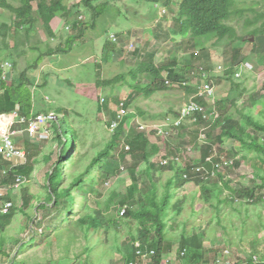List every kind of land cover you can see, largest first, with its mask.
Masks as SVG:
<instances>
[{"label": "rangeland", "instance_id": "374dc122", "mask_svg": "<svg viewBox=\"0 0 264 264\" xmlns=\"http://www.w3.org/2000/svg\"><path fill=\"white\" fill-rule=\"evenodd\" d=\"M7 1L14 6H18L20 2V0ZM178 1L172 0V10H166L163 17L166 20L160 16L159 10L152 3L139 0H101L98 3H106L104 6L106 8L92 27L90 14L83 8L82 0H70L66 2V5L74 10L71 11L73 14L62 17L58 15L55 18L52 26L55 37H48L41 23L38 22L34 31L28 36L22 30L19 32V38L15 36L16 42L17 40L24 42L17 49L12 48L14 44L13 37L11 38L13 21L9 13L0 9V20L5 21V27H8L6 29L0 26V42L7 33L9 37L6 42L9 51L13 53L12 58L16 62L15 67L12 66L9 70H4L6 84L10 85V74L12 79H16L21 72L27 70L28 80L32 84L28 90L33 94V98L38 101L45 99V102L53 108H64L66 120L80 134L79 153L78 151L73 152V161L77 162V166L71 168L67 166V162H61L63 168H67L66 171L69 176L70 173L74 175V173L86 171L94 152L101 151L104 144L110 141L112 133L108 131L105 122L113 121L111 112L114 114L119 112V103L127 99L133 92L130 86L139 84L144 87L148 84V81L143 77H138V80L133 82L129 75L131 69L142 61V55L145 53L154 52V63L157 65L170 62V58L174 57L180 70L190 63H192L193 68H202L209 74L214 84L216 102L221 99L225 100L228 95H235V92L233 93L231 90V83L223 75V72L234 64L238 76H235L233 81L240 86L241 91L245 89V92L237 97L236 109L245 114L251 111L250 114L254 118L264 121V76L259 74V69L261 70L262 67L260 65L264 62V52L261 57L256 56L251 52L252 44L246 43L248 39L252 38L250 35L252 30H264V0L237 1L238 9L245 10V13L236 15L229 21V25L235 29L237 36L243 38L244 41L236 40L231 43L226 40L215 47L209 43L206 45L208 50L205 53L207 55L202 57L203 53L199 51L201 55L197 59L195 55L191 56L197 54L198 50H192L186 46L184 40L172 33V19H174ZM32 5L35 6V3ZM97 5V3L94 4L98 7ZM157 6L161 10L163 9L160 3ZM249 8H253L256 12L254 13L251 9L248 10ZM257 14H261L262 17L259 19L256 17L253 24L249 25L250 20ZM73 22L80 24L77 29L71 27ZM108 33L109 35L115 34L117 38L119 37V41L118 44H114V47L105 50V44L109 40ZM26 38H29L27 42ZM109 42L111 41L109 40ZM57 48H62V52L51 56H39L43 52L45 54L48 49L55 50ZM134 48H136V54L138 53L136 57L134 56L135 53H132ZM235 48L245 57L244 62L237 61L231 64L232 50ZM7 58L8 52L0 45L1 62L7 61L12 65L10 58ZM244 64H250L253 71H241L240 67ZM188 69L190 68L185 69V73L183 72L185 75L189 73ZM254 69L255 72L257 70L256 73H254ZM219 71L221 72L216 73ZM116 76H123L124 81L113 86L99 87L96 84L97 80L103 82ZM196 83L199 81L190 80L189 87L197 88ZM165 89V91L156 92L150 97L137 93L136 98L126 110V118H128L126 119L125 130H128L130 125L132 127L138 124L150 126L159 124L166 116L172 118L179 111V108L192 97L174 85L172 88ZM102 99L106 100L107 109L100 106L99 102ZM98 107L100 110H97ZM237 110L232 109L230 114L238 118ZM42 118V122L32 121L27 126L22 124L24 122L17 123L15 120L12 128L15 132L13 136L16 138V147L24 153L25 142L40 146L45 153L53 151L55 153L59 149L61 150L62 144L56 146L55 130L52 128V124L48 123L44 117ZM61 119L62 115L55 119L57 125ZM186 127L189 128L190 124H186ZM179 132L171 134L165 139L156 138L153 134H149L152 141H155L160 147V155L155 157L152 162H158L163 156L168 157H163V160L174 157L180 148L186 146L190 147L192 152L190 156H187L188 159L182 160L183 164L194 166L195 162L200 160L201 148L197 141L198 134L195 141L190 143L188 133L185 131L184 138L178 139ZM260 135H257L256 138L258 139ZM207 138L210 141L209 136ZM182 140L184 141L181 142ZM184 142L187 144L181 145ZM233 147L234 149L237 148L233 141H226L221 145V149L225 151H229ZM216 152L218 151L216 150ZM245 154V152H241V155L245 156ZM210 157L209 155L208 158ZM250 157L251 155L247 154L246 161L241 164L236 163L229 172L224 171L225 179L230 182L232 189H238L240 186H248L252 183ZM18 162L20 163V160ZM129 162V159L124 163H119L116 159L108 161V164L115 168L118 173L107 183H103L97 188L96 191L102 195V198L98 200L97 204L92 203L90 205L91 210L98 206L105 210L103 215L101 214L104 218L113 215L116 216V221L121 220L118 217H120V212L126 208V203H124L126 192L133 182L127 173ZM51 163H53V158L48 165H41V169L34 172L30 181H24L19 188L16 187L18 189L9 192L12 205L16 208L17 213L6 231L0 235V241L6 243L4 250L10 254L8 261H2L0 256V264H10L13 258L16 264H127L126 255L130 253V248L128 244L125 247L123 244L127 243L129 235L135 232L132 226L123 221L116 231L118 237L112 231L106 232L103 231L105 228H101L98 232H91L89 241L86 242L83 238V232H77V239H74L66 249L67 233H65L59 241L53 236L40 246L32 249L26 247L24 251L18 253V246L13 243L14 241L27 242L32 231L43 229L49 222H53L57 218V209L49 202H47V211L43 212L36 208L40 204L46 203L44 174L49 170ZM168 175L172 174L166 172L164 178L166 179ZM146 179L145 176L140 178L139 188L148 182ZM89 181L93 182V175L89 177ZM67 182L69 181L67 180ZM22 189L27 190L29 198L32 197L27 207L23 206ZM197 190L195 185L187 186L178 191V195L188 197L194 192L197 193ZM87 192V188H84L77 193L80 198H85ZM187 193L189 195H186ZM122 199L123 201H121ZM106 205H108V210ZM239 208L237 204L223 207L220 219H218L214 209L200 202L194 203L189 198V201L184 205L182 214L168 224L169 228L165 235L166 247L161 257L164 260H169L168 264H218L216 260H219L221 264L225 262L241 263V260L246 257L244 254H249L251 250L247 243L248 240L245 243L239 242L242 217L235 211ZM257 215L261 216L262 226L260 227H258L259 218ZM218 220L223 221L219 224ZM63 226L65 225L63 224ZM246 226L250 232L258 228L257 233H249V239L255 238L264 243L263 207L250 213ZM185 234L189 237L203 235L204 241H201L200 249H195L190 245L181 249L180 243ZM86 246L89 248L88 251ZM182 253L184 256L181 255ZM160 263L164 264L162 260Z\"/></svg>", "mask_w": 264, "mask_h": 264}, {"label": "trees", "instance_id": "16d2710c", "mask_svg": "<svg viewBox=\"0 0 264 264\" xmlns=\"http://www.w3.org/2000/svg\"><path fill=\"white\" fill-rule=\"evenodd\" d=\"M67 1L70 0H20L19 5L14 6L7 0H0V9L9 13L13 21L11 38L13 37L14 44L12 48L17 49L20 45L24 44L21 40H17L16 42L15 36L19 38V32L21 30L28 36L34 31L35 25H37L38 22L41 23L48 37H55L54 29L50 26L52 21L58 15L62 17L65 15L72 16L73 14L71 12L73 9L68 8L66 5ZM99 1L101 0H82L81 2L83 8L90 14L92 27L106 8L104 7L106 3L99 4ZM139 1L152 3L153 5H158L160 3L165 13L166 10H172L173 8L171 6L172 0ZM237 1L238 0L178 1L174 19H172V33L184 40L186 46L192 50H198L197 54H192L191 57L195 55L196 59L199 58V55H201L200 52L203 53L202 57L206 56L207 54L205 51L208 50L206 45L209 43H212L211 45L215 47L217 44L226 40L231 43L236 40L244 41L243 38L237 36L235 29L229 25V21L236 15L245 13V10L238 9ZM33 3H35V6L32 5ZM95 3L98 4V7L94 6ZM250 9L254 13L256 12L253 8H249L248 10ZM165 13L160 16L163 18ZM256 17L259 19L262 15H255L250 20L251 23L249 22L248 24H253ZM78 25H80L78 22H73L71 27L77 29ZM3 27L8 29V27L4 25ZM159 31L161 32V30ZM250 33L252 38L248 39L246 43H251V52L261 57L264 52V30L255 29ZM8 37L6 33L0 45L8 52L7 59L10 58L9 60L12 61L11 67H15L16 62L12 58L13 53L9 51L6 42ZM28 39L29 38H26V42ZM112 47H114V44L108 40L105 44V50L106 48ZM62 50V48H57L55 50L48 49L45 54H43V52L39 56L44 57L45 55L51 56L59 54ZM132 53H135V57L138 55V53L136 54V48H134ZM232 54L231 64L237 61L241 63L244 62L245 57L241 55L238 49L235 48L232 50ZM142 57V61L131 69L129 75L133 82H136L138 77H143L148 81V84L144 87L139 84H132L130 87L133 92L127 99L119 103L120 110L126 111L136 98L137 93L150 97L156 92L165 91V88H169L165 86L164 79H162L164 74L172 83H176L185 79V69L190 68L188 69L189 73L194 70L198 71L197 67L193 68L192 63L185 65L181 70L178 69L174 57L170 58V62L167 61L165 64L161 65L154 63V52L145 53ZM3 64L4 62L2 63L0 59V93L2 96L0 116L4 114L12 115L15 112L17 114V123L23 120L24 123L22 124L26 126L29 125L30 122L36 121L39 117H44L48 123L52 124V128L55 130L56 146L62 144V148L61 150L59 149L58 152L56 151L54 153L53 151L45 153L40 146L25 142L24 162L15 166H11L7 160H4L0 156V187H7L8 184L13 182L17 177H21L25 182L30 181L33 178L34 172L37 169H41V165H48L53 158V163H51L49 170L44 174L46 183L44 186L46 191V203L40 204L36 208L43 212L47 211V202H49V204H53L57 209V218L55 221L49 222L43 229L32 231L31 237L27 242L20 243L14 241L13 243L18 246V253L24 251L26 247L32 249L40 246L53 236L59 241L61 236L65 233H67L66 249L74 239H77V232H83V238L86 242L89 241L91 232H98L101 228H105L103 231L106 232L112 231L118 237L116 231L120 228L121 221H123L132 226L135 232L129 235V241L123 244L124 247L128 244L130 248V253L126 255L127 262L134 259L136 250L140 248L144 251H155V262L160 263L161 256L166 247L167 240L165 241V235L169 228L168 224L171 220L182 214L184 205L190 198L194 203L200 202L214 209L218 219H220L223 207L232 206L234 204L239 205L240 208L235 210L237 213L241 214L242 217L241 239L239 242L245 243L248 240L247 243L251 250L249 254H244L246 257L243 258L239 264H264V243L257 241L255 238L249 239L248 237L251 232L257 233L258 228L251 230V232L246 228L250 213L256 212L258 208H264V121H259L254 118L250 114L251 111L245 114L241 110L239 111L236 109L237 97H240L243 92H245V89L241 91L240 86L233 81V78L236 76V66L234 64L225 70L223 75L225 79L231 83V90L233 93L235 92V95H228L225 100L221 99L217 102L215 101L214 107L219 116L214 122L209 121L211 126L204 132L207 137L209 136L210 141H208L207 138L206 144L199 145L201 148V156L200 160L195 162L194 166L190 164L184 165L182 161L188 159L187 156L191 154L183 156L180 163L168 161L166 165H161L163 157L168 158L163 155L158 162H152L155 157L160 155L159 145H157L155 141H152L151 135L139 132L137 126L132 127L130 125L128 130H125V126H127L126 119L128 117L126 118V115L122 119H118L117 116L119 112L117 111L115 114L111 112L112 122H105L108 131L113 122L117 124L113 132H111L110 141L104 144V148L101 151L94 152L93 157L90 158V165L86 168V171L77 172L74 173V175L70 173V176L67 174V168H63L61 162H67V166L71 168L77 166V162L73 161V152L78 151L79 153L81 143L79 132L66 120L64 108H53L45 102V99L38 101L33 98V94L28 90V87H32V84L28 80L27 70L21 72L16 79H12L10 74V85L6 84L7 81H3L1 78L4 72ZM256 72L254 69V73ZM259 74H261L260 69ZM121 81H124V77L116 76L111 80L103 82H98L97 80L96 84H98L97 86L99 87L113 86ZM178 88L183 90L187 95H194L196 92L189 86H179ZM102 100L103 102H99L100 106L107 109L106 100ZM191 101L207 108V102L203 98H193ZM232 109L238 111L236 113L238 118L230 114ZM97 110H100L99 107ZM177 113L172 119H177ZM59 115H62V119L57 125L55 119H58ZM195 115L196 114H194V116ZM165 118L170 117L166 116ZM196 118L198 119L196 123L191 124L187 120L183 126L176 130L175 134L180 131L177 137L178 139L184 138V132L186 131L190 137V143L191 141H195L196 135L200 134L205 125V121L200 115H196ZM186 124H190V127L185 128ZM210 134L213 135L211 136ZM259 134L261 135L257 139L256 136ZM183 141L184 140L181 142ZM226 141H233L234 146L237 145V148L234 149L233 147L229 149V151L222 150L221 145ZM186 144L187 142H184L181 145ZM217 146H219V148H217ZM184 148L185 147L180 149ZM213 150H217L218 152H216V156L213 157L211 163H209L206 159L211 155ZM241 152H245V156L241 155ZM247 154L251 155L250 165L252 169V183L248 186H240L238 189H232L230 187V182L225 179L224 171L227 170V172H229L234 168L236 163L241 164L243 161H246ZM80 157L82 158L83 156L81 155ZM221 158H223L224 161H232V164L226 166L223 172L216 171L215 175L212 176L211 173L213 172L214 164L222 163L220 162ZM115 159L118 160L119 163H124L129 159L130 162L127 173L128 177L133 181L132 184H130L129 190L126 192V200H124V203H126L125 214L122 218L118 217L121 219L119 221H116V216L113 215L104 218L102 215L105 210L100 208V206L92 210L90 208L92 203L97 204L98 200L102 198V195L96 191L97 188L101 184L107 183L108 180L118 173L115 168L108 164L109 160ZM197 167H202L203 171L196 172L195 169ZM91 169H93V172H91ZM166 172L172 175H168L165 179L164 174ZM91 175H93V182L89 181ZM142 176H145L148 182L144 183L142 188H139L138 182ZM67 180L69 182H67ZM191 185H195V187L198 188L197 193L194 192V194L188 196L189 198L178 195V191ZM84 188L88 190L87 195L85 198H80L78 193ZM22 191L24 197L23 206L27 207L32 197L30 196L29 198L27 190L22 189ZM186 195L189 194L187 193ZM115 197L117 198V196ZM236 199L238 201H235ZM10 201L12 200L9 194H7L5 198H0V235L6 231V228L9 227L13 217L17 213L13 205L7 213L1 212V207ZM121 201H123V199ZM241 201L244 202L242 203ZM106 207L108 210V205H106ZM90 212H92V214H90ZM257 216L259 218L258 227H260L262 226L260 220L261 216ZM222 221L223 220H218V223L220 224ZM63 224L65 226H63ZM1 240H3V237H1ZM114 240L116 241L115 238ZM201 241H204L203 235L189 237L185 234L182 237L180 248L184 249L186 246L190 245L195 249H200ZM5 244L4 241H0V256L2 261H8L10 259V254L4 250ZM86 250H89L87 246ZM253 256L257 259V262L252 259ZM10 264H16L14 258L10 261Z\"/></svg>", "mask_w": 264, "mask_h": 264}, {"label": "built area", "instance_id": "2783aa9c", "mask_svg": "<svg viewBox=\"0 0 264 264\" xmlns=\"http://www.w3.org/2000/svg\"><path fill=\"white\" fill-rule=\"evenodd\" d=\"M155 7L159 10L160 14H164L165 10L160 9L157 5ZM81 19V17H79ZM108 39L113 44H118V38L115 34L108 35ZM134 50V49H133ZM132 50V51H133ZM261 74L264 75V63L261 65ZM11 68V64L8 62H5L3 64V70H9ZM241 71L244 72H252L253 69L250 64H244L242 67H240ZM216 72V73H220ZM236 76H238V73H236ZM2 80H5V71L3 72V75L1 76ZM198 80L199 83H196L197 88L195 89V94L192 95V97L185 102L180 108L177 113V119L172 118H164L159 124H153L150 126L138 124L137 128L139 132L146 133V134H153L154 137H158L161 139L168 138L171 134H175L176 130L179 129L181 126L184 125V123L188 120L189 123L194 124L198 121L196 118V115H200L201 118L205 121V125L203 126V129L201 130L200 134H198V144L203 145L206 144V133L205 130H208L211 126V123L209 121L214 122V120L218 119V113L215 110V92H214V84L212 80L210 79L209 74L204 71L202 68H198V71L194 70L193 72H190L185 75L184 80H180L176 83H172L168 78L164 75V84L165 86L172 88L173 85L176 87L183 86L187 87L189 86L190 80ZM174 86V87H175ZM193 98H203L207 102V108H204L197 103L191 101ZM103 102V100H101ZM210 103V104H209ZM194 114H196L194 116ZM126 116L125 110H119V114L117 116L118 119H122ZM17 118V114L14 112L12 115H1L0 121L4 122L3 126L0 127V156L7 160H20L24 157L23 152L16 147L15 141H14V130H12V127L15 123V120ZM42 122L43 118L39 117L36 122ZM24 122L23 120H20V123ZM117 124L113 122L109 128L110 132H113V130L116 128ZM192 152L190 147H185L184 149H179L178 153L169 159H164L161 162V165H166L168 161H174L176 163H180L183 156L190 155ZM210 158H207L206 161L211 163L213 157L216 156V151L213 150V152L210 155ZM222 163L214 164L213 172L211 173L212 176L215 175L216 171H224L225 167L232 164V161H224L223 158H221ZM196 172L203 171L202 167H197L195 169ZM25 180L21 177L15 178V181L8 184L7 187H0V198H5L7 194H9L10 191L14 189H18L19 186L23 184ZM18 187V188H16ZM12 207V202H7L1 207L2 213H7V211ZM125 214V210H122L119 214L120 217H123ZM184 256V253L181 254ZM155 251H144L142 249H137L135 252V259L134 261L129 262L128 264H161L155 262ZM255 262H257V259L253 256L252 258ZM216 263L221 264L219 260H216ZM223 264H232V262H225Z\"/></svg>", "mask_w": 264, "mask_h": 264}, {"label": "crops", "instance_id": "0c3cea01", "mask_svg": "<svg viewBox=\"0 0 264 264\" xmlns=\"http://www.w3.org/2000/svg\"><path fill=\"white\" fill-rule=\"evenodd\" d=\"M55 20V19H54ZM53 20V21H54ZM53 21H52V24H51V26H53ZM3 23V24H2ZM5 26V21H2V20H0V26ZM5 62H7V61H5ZM4 62V63H5ZM1 92V91H0ZM0 103H2V96H1V93H0ZM14 141H15V144H16V138L14 137ZM22 151V150H21ZM23 152V151H22ZM23 154H24V152H23ZM5 160V159H4ZM23 160V161H22ZM19 160H12V161H8L10 164H11V166H15V165H18V164H21V163H23L24 162V157L22 158V159H20V163L18 162ZM134 259H135V257H134ZM134 259L132 260V261H134ZM161 260L163 261V263L164 264H168L169 263V260H164L162 257H161ZM131 262V261H130ZM166 262V263H165ZM129 263V262H128Z\"/></svg>", "mask_w": 264, "mask_h": 264}, {"label": "bare ground", "instance_id": "6f19581e", "mask_svg": "<svg viewBox=\"0 0 264 264\" xmlns=\"http://www.w3.org/2000/svg\"><path fill=\"white\" fill-rule=\"evenodd\" d=\"M3 124H4V122H1V121H0V127H2V126H3Z\"/></svg>", "mask_w": 264, "mask_h": 264}]
</instances>
